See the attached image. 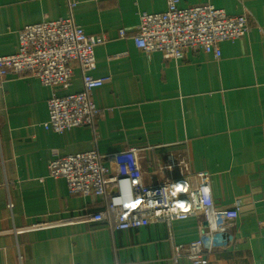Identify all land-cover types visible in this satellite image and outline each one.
<instances>
[{"label": "crops", "instance_id": "1", "mask_svg": "<svg viewBox=\"0 0 264 264\" xmlns=\"http://www.w3.org/2000/svg\"><path fill=\"white\" fill-rule=\"evenodd\" d=\"M205 5L252 23L244 38L222 45L219 60L202 52L166 60L135 46L140 16L165 12L167 0H0V57L17 52L23 29L47 21L71 18L87 35L108 37L95 48L92 76L108 81L91 93L104 111L94 127H44L53 94L83 90L76 65L65 90L0 77V264H194L174 262L176 246L201 236L194 218L116 232L105 223L34 229L106 209L104 199L71 195L66 179L49 175L52 161L130 149L140 151L146 185L190 178L175 168L183 160L193 185V173L209 175L218 207L241 203L227 247L204 264H264V0H180L181 8Z\"/></svg>", "mask_w": 264, "mask_h": 264}, {"label": "built area", "instance_id": "2", "mask_svg": "<svg viewBox=\"0 0 264 264\" xmlns=\"http://www.w3.org/2000/svg\"><path fill=\"white\" fill-rule=\"evenodd\" d=\"M69 7L73 9L75 4L70 3ZM251 25L248 15L230 16L211 5L181 8L180 0H167L165 12L140 16L132 38L137 48L161 53L166 60L183 59L187 52L211 54L219 60L222 45L244 38ZM119 36L126 37V31H120ZM19 39L14 55L0 57V77H33L53 90H65L72 85L76 65L81 71L83 90L64 97L53 94L44 127L59 134L76 127H94L104 111L96 107L91 93L108 81L92 76L96 69L95 48L107 44L108 37L89 36L73 19L66 18L28 26L20 32ZM139 154L137 149L111 156L91 151L52 161L49 175L66 179L71 195L104 199L106 209L34 229L105 223L116 232L194 218L199 222L201 236L186 246H176L174 262L187 257L194 264H204L208 254L227 247L225 237L241 216V203L237 201L230 208L218 207L209 175L193 173L192 178L197 179L193 185L189 162L183 160L175 168L190 178H164L153 186L146 185ZM166 170L171 167L161 168V175ZM12 207L10 204L9 208Z\"/></svg>", "mask_w": 264, "mask_h": 264}, {"label": "water", "instance_id": "3", "mask_svg": "<svg viewBox=\"0 0 264 264\" xmlns=\"http://www.w3.org/2000/svg\"><path fill=\"white\" fill-rule=\"evenodd\" d=\"M204 226H205V227H207V225H206V224H205Z\"/></svg>", "mask_w": 264, "mask_h": 264}]
</instances>
